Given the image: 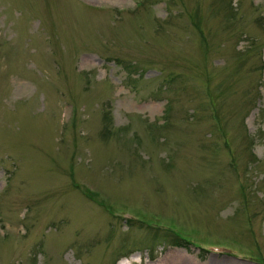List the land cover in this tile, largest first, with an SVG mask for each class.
Segmentation results:
<instances>
[{"label":"rangeland","instance_id":"obj_1","mask_svg":"<svg viewBox=\"0 0 264 264\" xmlns=\"http://www.w3.org/2000/svg\"><path fill=\"white\" fill-rule=\"evenodd\" d=\"M125 259L264 264V0H0V264Z\"/></svg>","mask_w":264,"mask_h":264},{"label":"trees","instance_id":"obj_2","mask_svg":"<svg viewBox=\"0 0 264 264\" xmlns=\"http://www.w3.org/2000/svg\"><path fill=\"white\" fill-rule=\"evenodd\" d=\"M126 222L130 223V221H128V220H126ZM168 237H170V240L168 241V245H170V246H173L176 248H184V249H188L191 247V245L187 241L175 236L174 234H169ZM198 253L204 254L205 252L203 250L199 249Z\"/></svg>","mask_w":264,"mask_h":264},{"label":"bare ground","instance_id":"obj_3","mask_svg":"<svg viewBox=\"0 0 264 264\" xmlns=\"http://www.w3.org/2000/svg\"><path fill=\"white\" fill-rule=\"evenodd\" d=\"M211 256H213V255H211ZM125 263H128V261L126 259L124 261H121V264H125Z\"/></svg>","mask_w":264,"mask_h":264}]
</instances>
